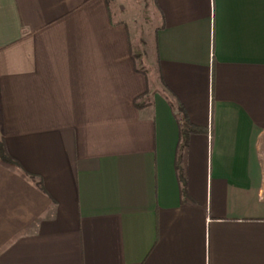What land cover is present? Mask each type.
I'll use <instances>...</instances> for the list:
<instances>
[{
  "label": "crops",
  "instance_id": "0c3cea01",
  "mask_svg": "<svg viewBox=\"0 0 264 264\" xmlns=\"http://www.w3.org/2000/svg\"><path fill=\"white\" fill-rule=\"evenodd\" d=\"M132 5L0 0V264H264V0Z\"/></svg>",
  "mask_w": 264,
  "mask_h": 264
},
{
  "label": "rangeland",
  "instance_id": "374dc122",
  "mask_svg": "<svg viewBox=\"0 0 264 264\" xmlns=\"http://www.w3.org/2000/svg\"><path fill=\"white\" fill-rule=\"evenodd\" d=\"M133 4L132 11L136 15V22L135 24H131V30L134 29V33L138 30H141V38H143V45L146 50H153V40H154V27L156 17L155 13L149 8L150 3L152 0H130ZM153 13V14H152Z\"/></svg>",
  "mask_w": 264,
  "mask_h": 264
},
{
  "label": "trees",
  "instance_id": "16d2710c",
  "mask_svg": "<svg viewBox=\"0 0 264 264\" xmlns=\"http://www.w3.org/2000/svg\"><path fill=\"white\" fill-rule=\"evenodd\" d=\"M175 114L177 115L180 123L181 141L179 144V151H181L186 146L189 135L191 133L200 132L201 129L190 123L183 107H179L178 109L176 108ZM0 163L7 167L20 166L19 162L8 152L4 139H0Z\"/></svg>",
  "mask_w": 264,
  "mask_h": 264
}]
</instances>
